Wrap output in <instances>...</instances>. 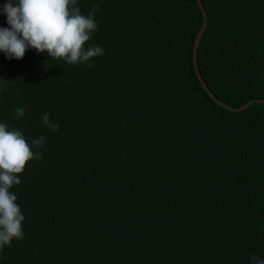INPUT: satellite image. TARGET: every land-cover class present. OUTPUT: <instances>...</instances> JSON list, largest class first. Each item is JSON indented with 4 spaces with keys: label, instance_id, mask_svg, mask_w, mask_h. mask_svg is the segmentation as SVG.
I'll return each instance as SVG.
<instances>
[{
    "label": "trees",
    "instance_id": "trees-1",
    "mask_svg": "<svg viewBox=\"0 0 264 264\" xmlns=\"http://www.w3.org/2000/svg\"><path fill=\"white\" fill-rule=\"evenodd\" d=\"M93 5L92 67L0 54V122L46 138L0 264L264 258V0H77Z\"/></svg>",
    "mask_w": 264,
    "mask_h": 264
},
{
    "label": "clouds",
    "instance_id": "clouds-1",
    "mask_svg": "<svg viewBox=\"0 0 264 264\" xmlns=\"http://www.w3.org/2000/svg\"><path fill=\"white\" fill-rule=\"evenodd\" d=\"M96 10L93 5L82 14L77 0H8L0 9L8 25L0 27V54L10 61L22 60L27 51L35 50L49 60L92 67L93 58L105 53L103 47L89 43L98 30ZM24 116V108L15 109L14 118ZM41 120L50 131H58L49 113ZM45 139L40 136L29 144L20 130L0 122V250L24 238L25 216L10 190L21 183L19 174L39 155L33 148L42 147ZM250 264H264V258L252 256Z\"/></svg>",
    "mask_w": 264,
    "mask_h": 264
},
{
    "label": "water",
    "instance_id": "water-1",
    "mask_svg": "<svg viewBox=\"0 0 264 264\" xmlns=\"http://www.w3.org/2000/svg\"><path fill=\"white\" fill-rule=\"evenodd\" d=\"M202 7V5H201ZM250 104L246 105L245 107H243L241 110H244L245 108H247Z\"/></svg>",
    "mask_w": 264,
    "mask_h": 264
}]
</instances>
